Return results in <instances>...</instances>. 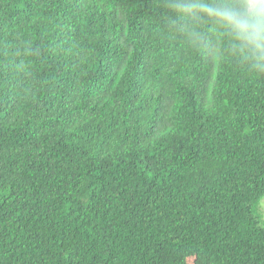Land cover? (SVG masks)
Wrapping results in <instances>:
<instances>
[{
  "label": "trees",
  "instance_id": "16d2710c",
  "mask_svg": "<svg viewBox=\"0 0 264 264\" xmlns=\"http://www.w3.org/2000/svg\"><path fill=\"white\" fill-rule=\"evenodd\" d=\"M262 197L264 0H0V264H264Z\"/></svg>",
  "mask_w": 264,
  "mask_h": 264
},
{
  "label": "rangeland",
  "instance_id": "374dc122",
  "mask_svg": "<svg viewBox=\"0 0 264 264\" xmlns=\"http://www.w3.org/2000/svg\"><path fill=\"white\" fill-rule=\"evenodd\" d=\"M256 210H257L258 214L261 215V217L264 220V197H262V199L257 203ZM188 258H189V263L190 264L201 263V261L200 260H196V258H194L193 255L192 256H188Z\"/></svg>",
  "mask_w": 264,
  "mask_h": 264
}]
</instances>
